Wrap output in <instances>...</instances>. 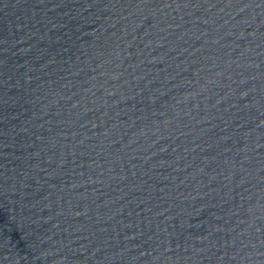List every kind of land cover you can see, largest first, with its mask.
Instances as JSON below:
<instances>
[{"label":"water","instance_id":"95a60500","mask_svg":"<svg viewBox=\"0 0 264 264\" xmlns=\"http://www.w3.org/2000/svg\"><path fill=\"white\" fill-rule=\"evenodd\" d=\"M0 264H264V0H0Z\"/></svg>","mask_w":264,"mask_h":264}]
</instances>
